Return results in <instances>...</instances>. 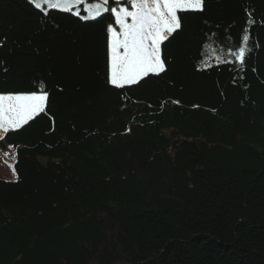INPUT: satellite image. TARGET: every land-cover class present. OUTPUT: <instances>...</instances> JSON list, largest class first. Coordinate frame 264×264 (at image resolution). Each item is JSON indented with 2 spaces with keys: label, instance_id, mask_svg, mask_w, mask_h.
I'll return each instance as SVG.
<instances>
[{
  "label": "trees",
  "instance_id": "obj_1",
  "mask_svg": "<svg viewBox=\"0 0 264 264\" xmlns=\"http://www.w3.org/2000/svg\"><path fill=\"white\" fill-rule=\"evenodd\" d=\"M76 13L0 0V93L49 97L0 140V264H264V0L178 13L164 70L123 88L115 15Z\"/></svg>",
  "mask_w": 264,
  "mask_h": 264
},
{
  "label": "snow or ice",
  "instance_id": "obj_2",
  "mask_svg": "<svg viewBox=\"0 0 264 264\" xmlns=\"http://www.w3.org/2000/svg\"><path fill=\"white\" fill-rule=\"evenodd\" d=\"M34 7L45 15L49 10L71 12L82 0H30ZM121 3L123 0H115ZM46 6V7H45ZM204 0H131L132 11L127 7L109 8V0H96L88 5L84 19H96L104 12L115 15L119 25L117 32L108 26L109 38V83L117 88L137 83L144 76L164 70L161 45L177 29L181 28V12L202 11ZM76 15H79L77 12ZM131 18V23H128ZM249 37H242L246 45ZM248 49L241 46L236 58L243 64ZM48 93L43 87L31 93H0V138L9 131H15L46 111ZM12 147L11 145L9 146ZM8 153H5L7 156ZM14 159V154H13ZM13 175L15 163L8 165Z\"/></svg>",
  "mask_w": 264,
  "mask_h": 264
},
{
  "label": "crops",
  "instance_id": "obj_3",
  "mask_svg": "<svg viewBox=\"0 0 264 264\" xmlns=\"http://www.w3.org/2000/svg\"><path fill=\"white\" fill-rule=\"evenodd\" d=\"M121 7H124V6H121ZM73 9H75L78 12L77 7ZM132 10H129V11H132ZM127 22L131 23V18H128ZM5 135L6 134H3V138H0V140L4 139ZM5 153H8V155L5 156ZM13 154H14V159H13ZM16 159H17V152L13 146L11 148L8 146L6 149H2L0 147V178L8 180V181L17 180L18 178L17 172L14 176L11 168L8 166L9 164L16 163Z\"/></svg>",
  "mask_w": 264,
  "mask_h": 264
},
{
  "label": "rangeland",
  "instance_id": "obj_4",
  "mask_svg": "<svg viewBox=\"0 0 264 264\" xmlns=\"http://www.w3.org/2000/svg\"><path fill=\"white\" fill-rule=\"evenodd\" d=\"M94 2H96V0H82V3H80L78 6H76L78 12L80 10H83V11H85L84 16H87L88 15V12H87L88 5L91 3H94ZM73 10H75V9H73ZM117 10H119V9H117Z\"/></svg>",
  "mask_w": 264,
  "mask_h": 264
}]
</instances>
